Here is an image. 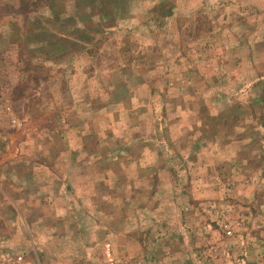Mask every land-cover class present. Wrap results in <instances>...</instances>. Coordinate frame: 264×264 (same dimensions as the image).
Returning a JSON list of instances; mask_svg holds the SVG:
<instances>
[{
	"label": "rangeland",
	"instance_id": "rangeland-1",
	"mask_svg": "<svg viewBox=\"0 0 264 264\" xmlns=\"http://www.w3.org/2000/svg\"><path fill=\"white\" fill-rule=\"evenodd\" d=\"M264 264V0H0V264Z\"/></svg>",
	"mask_w": 264,
	"mask_h": 264
},
{
	"label": "built area",
	"instance_id": "built-area-1",
	"mask_svg": "<svg viewBox=\"0 0 264 264\" xmlns=\"http://www.w3.org/2000/svg\"><path fill=\"white\" fill-rule=\"evenodd\" d=\"M14 264H40L37 261H27L21 255H17Z\"/></svg>",
	"mask_w": 264,
	"mask_h": 264
}]
</instances>
